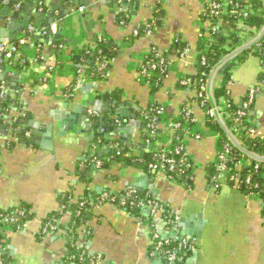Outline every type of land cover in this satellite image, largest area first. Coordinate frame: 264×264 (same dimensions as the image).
<instances>
[{
	"label": "crops",
	"instance_id": "obj_1",
	"mask_svg": "<svg viewBox=\"0 0 264 264\" xmlns=\"http://www.w3.org/2000/svg\"><path fill=\"white\" fill-rule=\"evenodd\" d=\"M115 1L119 5L125 2V8L115 6ZM22 4L28 10L19 19L35 9L44 27L37 29L32 21L33 32H29V27L28 37L18 40L27 39L21 50L23 57L7 63L9 80L1 85L0 103L5 100L11 103L4 109L0 104V126L4 127L0 132V208L27 206L28 213L33 215L17 230L4 229L11 264L63 263L65 230L71 220L66 216L59 218L57 222L63 226L64 233L57 231L50 236L42 234L44 221L63 210L61 202L67 194L73 193L74 200L83 195L87 188L85 179L90 183L89 189L96 192L119 194L132 190L169 208L175 218L188 220L185 228L179 224L169 226L158 215V227L165 236L190 238L193 254L183 264H264L263 206L259 199L248 198L224 178L216 188L210 184L209 167L215 164L219 154L218 133L208 127L206 113L191 88L181 89L178 85L197 72V48L210 30L205 1L22 0ZM44 10L56 17L64 10L75 11L58 21L63 29L60 40L55 38L57 24L52 25L49 38L40 34L49 18L42 15ZM148 25H153V34L134 36L136 29ZM263 31L256 29L251 30L254 35L251 32L240 35L239 47L250 48L251 52L244 60H237L231 70L235 103L249 89L259 90L252 112V125L259 137H264V59L254 50L264 41V37L258 41ZM99 37L109 38L115 52L105 71L101 70L102 77L94 79L87 67L77 69L72 55L96 48ZM181 43L194 53L176 61L154 91L152 85L141 79L140 66L153 48L176 59L170 52ZM50 66L55 69L48 76ZM222 67L213 75L212 92L222 86ZM80 70H85V74L80 75ZM19 72L20 80H15ZM92 100H102L109 111L97 112L96 117L90 115L93 111L90 109L85 122L83 110ZM110 101L127 104L122 107L121 118L116 119L112 114L118 105H108ZM155 104L166 109L159 124L162 134L157 143L165 149L174 143V121L181 118L184 109L192 113L195 122L192 133L201 135V139L191 136L183 139L195 164L191 188L172 182L163 173L147 172L141 163L132 167L116 165L108 171L84 168L94 157L93 153L101 150L97 133L102 124L115 126L113 148L124 150L127 157L140 158L148 152L144 149L148 146L143 137L142 116ZM131 114L137 116L140 127H121ZM27 121L31 122L30 126L24 124ZM117 128L126 135L124 140ZM32 138L33 142H29ZM94 215L78 233L79 247L91 256L101 257L96 264H169L150 253L152 230L148 222L140 223L136 216L111 204L96 209ZM185 231L194 235L187 238Z\"/></svg>",
	"mask_w": 264,
	"mask_h": 264
},
{
	"label": "trees",
	"instance_id": "obj_2",
	"mask_svg": "<svg viewBox=\"0 0 264 264\" xmlns=\"http://www.w3.org/2000/svg\"><path fill=\"white\" fill-rule=\"evenodd\" d=\"M249 1L252 6L249 10L250 14L246 18V21H245L248 28L244 30H238L237 16L226 15L221 18H213L207 11L205 18L207 20H212L213 23L217 26L218 31L213 34V37L215 38L216 43L211 46L209 53L207 54L205 53V50L207 47V38L203 37L197 48L198 59H200L202 56L205 55L208 61V66L202 67L201 65L198 64L196 74L191 77L195 83L206 80L208 76H210L211 78L215 74L218 66L228 56L238 52L241 49L239 47L241 34H244V33L246 34V32L250 33L251 30L256 31V29L259 30L260 32L264 30V0H249ZM237 32H240V34H237ZM142 33L144 32L141 28V31L137 37H139ZM250 34H253V32H251ZM260 44H261L260 50H258V52H255V53L256 55L264 59V41L260 42ZM174 47H175L174 50H171L170 52L171 55H174V54L178 55L184 49L187 48V45L181 43V44L175 45ZM227 47H230L231 50H229ZM234 49L235 50L238 49V50L233 53L232 51ZM114 52H115V46L113 42L109 38L103 37L97 40L96 48L94 49L88 48L82 51L80 54L78 55L73 54L72 56H74V59L76 61L77 69L85 66L88 68V74L92 78L99 79L102 77L103 72L105 71V70L101 71V69H99L100 66L103 63L107 64L109 61H111L113 58ZM249 52H251L250 48L243 50L238 55H235L233 59L229 60L224 65H222L223 67L220 66L222 67V80H223L222 82L223 83H222V86L218 87L213 92L212 97L214 98L216 102H219L221 98L226 97L227 83L232 80L231 70L233 69L235 62L237 60H244L246 55ZM160 54L161 56H164V58L169 57L167 54L166 55L164 53H160ZM147 58L151 62L158 60L157 54L153 51H151V53L147 55ZM107 67H108V64H107ZM140 71H141V68L139 69V72ZM158 73H159L158 76H155V77L150 76L147 78L148 84L154 87L153 89L154 91L155 90L157 91V89L161 86V79L167 75L161 71H159ZM203 73L206 74V77L202 76ZM178 85L181 89L184 87L182 86L181 83ZM68 91L69 93H71L70 89H68ZM230 101H231L230 111L232 113L238 112L240 110V104L233 102V100H230ZM200 102L201 100L199 101L197 99V103H199V106L201 107ZM10 103H11L10 101L5 100V101H2L0 104H1V107H3L4 109V108H7L10 105ZM207 105L211 107L212 103L208 101ZM161 107L162 106L158 104L152 105L142 116L143 123H144V129H145L143 137L146 142L148 140H151L152 142L156 144L157 141L160 139L162 130H160L158 125L156 126V128L154 126L155 128L154 130L156 132L155 137L151 135L152 129L149 128L148 126L153 123L152 121L154 118H157V120L161 122L162 117H160L155 112H151L152 110H159ZM253 111H254V107L252 109V112ZM186 112L188 111L184 109V111L182 112L183 115L181 116V118H179V120L177 121H174V123H180L182 125L189 123L188 125L190 127H193L194 122L192 121V117H191L192 115L188 116L187 114H185ZM252 112L251 114H249L247 118L244 119V125L247 127V129L253 128V125H252L253 113ZM206 121H207L208 127L213 132L218 133L222 137L218 142L219 152H221V150H223L222 140L228 139L227 134H226V126L220 123L217 119L211 118L209 115H206ZM231 124L233 123L228 122L226 125L230 127ZM99 127L101 129H99L97 133V143L103 153H100L101 150L100 152L93 153L94 157L92 158L91 161H88L85 163L84 165L85 169L89 171L96 167L98 170L108 171L116 165H120L124 167L125 166L132 167V166H135L136 163H141L145 171L154 172L150 169V165L154 162V156L156 154L154 151L161 150V148H157V145L154 144L156 148L154 147V149L152 148L151 151L145 152L140 158L127 157L126 154L124 153L125 151H120V150L113 148L114 141L112 138H113V133L115 132V129H114L115 127L107 123L104 125L102 124ZM184 137H185L184 130L182 129L178 130L175 133L174 143L171 148L175 149L177 147H180L181 144L179 143V141L183 140ZM247 144H248V147L250 148L249 150L254 151L259 156H264V137L249 138ZM235 154L237 155V157L234 160V162L231 163V166L233 167H235L236 163L241 158V155H239L241 154V152L236 151ZM181 158H182V155H179L176 157L177 161H179ZM94 159L101 162V165L99 167H97L94 164L93 162ZM194 168L195 166L193 168H188L184 170V172L182 173V176L177 178L178 184H182V185L187 186L188 188H191L193 185V182H191V180H192ZM249 169L250 168L248 167H243L241 173L246 174ZM154 173H158V172H154ZM171 174L172 173L168 172L166 175L167 178L170 177ZM209 174H210V184L212 185L214 184L213 179L219 175L217 171L216 163L209 167ZM254 180L260 185L259 191H257V193H259L261 197L264 199V179L260 178L259 175H255ZM84 182H86L87 188L85 189L82 196H80L77 200H74L73 193H70V195L67 194L61 202L62 206L64 207L63 210L60 213L55 214V216L52 215L51 219H47L44 221L45 224L54 226L56 228L54 233L57 231H62L61 234H63L64 229H63V226L58 225V222H57L58 219L61 218L62 216H66L70 218L71 220L70 225L65 230L67 231L66 232L67 235L64 234L67 236L66 237L67 242H66V255L63 258L62 264H96L97 262L96 255L91 256L88 252H85L84 248L79 247L80 235L78 231L80 227H82L83 225H86L89 221H91L95 217L94 215L95 210H96L95 205H98L99 203H104V204L106 203V201H103L102 197L104 194L108 193V191H104V192L102 191L101 193L96 192L94 190L89 189L90 183L87 179H85ZM242 189L245 191L244 188ZM248 192L245 191V193H248ZM125 193L126 191L119 193V194L114 193L113 195H116L119 198H121ZM109 194L111 197L112 193H109ZM113 198L114 196H112V199ZM139 198L144 199V196L139 195ZM109 203L113 204L116 207L118 206L120 209L128 212L130 215H134L137 218H140L143 222L150 220L145 215V213H143V210L137 206H131L129 204L125 206H119L118 199L110 201ZM163 208L165 211L161 213V219L167 224L169 223V226H174V225H171L170 223L171 221L175 220V217L171 214L169 208L167 207H163ZM18 210H21L22 212L24 211L22 216L15 214V212ZM28 212H29V208L27 206H20L17 208H11L7 210L0 208V214L2 215H15L16 222L14 223V225H12V227L16 229L23 227L25 222L32 219L33 215L29 214ZM263 212H264V206H263ZM3 226L4 224L2 223V220L0 218V241H4L5 239L3 236V232H2ZM166 237L170 241V245L167 246V250L174 251L178 256V259H181L183 255H185L182 261H177L176 264H183L186 261V258L188 259L192 256L193 253L189 248L179 249V244L182 238L174 239L168 236ZM150 251H151L150 253H152V247ZM3 257H4L3 258L4 264H11V260L9 258L7 251L4 252ZM156 257H158L159 259L165 262L167 261L166 256L159 255Z\"/></svg>",
	"mask_w": 264,
	"mask_h": 264
},
{
	"label": "built area",
	"instance_id": "obj_3",
	"mask_svg": "<svg viewBox=\"0 0 264 264\" xmlns=\"http://www.w3.org/2000/svg\"><path fill=\"white\" fill-rule=\"evenodd\" d=\"M205 3L208 6V13L213 18H221L226 15H235L237 16V28L238 30H244L247 27L246 25V18L250 14V8L251 3L249 0H204ZM122 2V1H121ZM120 2V3H121ZM83 11V9H81ZM54 27L51 26V29ZM144 34H153V25H148L142 28ZM141 31V28H138L134 31V36H138ZM217 26L213 23L212 20H210V30L207 37V47L205 50V53H209L210 48L213 44L216 43L215 38L213 37V34L217 32ZM29 32H33V28H29ZM237 34H240V32H237ZM101 39V37H99ZM27 42V39H22L14 44H11L8 40L2 41L0 43V55L5 54L6 59L9 61H14L18 57V59H21L23 57L22 49L24 48L25 44ZM261 44L258 43L255 48V52H258L260 50ZM229 50L230 47H227ZM238 49H234L232 52H236ZM151 51L155 52L157 54L158 60L157 61H149L147 56L143 62V64L140 66V77L141 79L148 83L147 78L150 76H158V72H164L165 74L168 73L172 65L178 61L183 60L186 56H189L190 54L194 53V50L190 47H187L184 49L181 53L178 55H175L176 59H172L170 57L164 58V56H161V52H159L156 48H153ZM151 51L149 53H151ZM148 53V54H149ZM147 54V55H148ZM148 60V61H147ZM108 64V63H107ZM107 64L103 63L99 69L105 70L107 68ZM198 64L202 67L208 66V61L206 56H202L200 59H198ZM54 67L50 66V70L48 72V76H50V73L54 71ZM86 70V69H85ZM85 70H80L78 73L80 75L85 74ZM47 76V77H48ZM167 76V75H166ZM202 76L206 77V74L203 73ZM45 77L43 80H46ZM213 76L210 78L208 76L206 80H203L201 82H194L192 78L186 77L182 79L181 84L184 87L191 88L192 92L196 96V99H198L200 102V105L206 115H209L213 119H217L220 123H222L224 126H226V134L228 139H223V147L221 152H219L218 157L216 159V165H217V171L218 176L213 179L214 184L212 186L218 187L219 186V180L224 178L228 182H232L235 187L242 192L245 193V191H249L248 193H245V195L248 198L251 199H259L262 206H264V199L261 197L257 191H259L260 185L254 180L255 175H259L260 178L264 179V156H259L254 151L249 150L248 147V139L249 138H255L259 137L257 135V132L255 128L247 129V127L244 125V119L251 114L252 109L254 107L256 96L259 94V90L256 88L249 89L243 99L239 102L240 104V110L236 113H232L230 111V104L233 100L231 89L234 86L232 81H229L228 88L226 91V97L221 98L219 102H216L214 98L212 97L213 92L211 91V84L213 83ZM212 103V106H208L207 102ZM234 102V100H233ZM207 111V112H206ZM151 112H155L160 117L163 118L166 114L165 107H161L159 110H152ZM188 116H191L192 113L189 111L186 112ZM91 116H98V113L95 111H90ZM194 122V120L192 119ZM153 123L149 125L148 127L152 129L151 135L153 137L156 136L155 128L158 125L159 127V120L157 118H154ZM228 122H232L233 124L227 126L226 124ZM188 123V122H187ZM195 123V122H194ZM189 124V123H188ZM188 124H180V123H173L172 124V131L176 133L178 130L182 129L185 132L186 136H191L195 139H201V135L197 133H192L193 127H190ZM155 126V128H154ZM218 142L222 138L221 135L217 134ZM158 143V141H157ZM154 142L151 140L147 141V146L154 149ZM181 144L180 147L177 148H162L161 146L157 145V148H161V150H155L156 153L154 156V162L150 165V169L154 172L163 173L164 175H167L168 172L172 173L170 177H168L169 180H171L174 183H178L177 178L182 176V173L184 170L188 168H193L195 164L192 160L189 159V155L187 153V148L183 142V140L179 141ZM114 148H116L114 146ZM156 148V147H155ZM119 149V148H116ZM241 152V158L236 163L235 167L231 166V163L234 162L237 155L235 152ZM235 154V155H234ZM182 155V158L177 161L176 157ZM94 164L99 167L101 165V162L94 159ZM248 167L250 168L246 174H242V168ZM221 177V178H220ZM244 188L245 191L242 189ZM110 192L103 195V201H106V203H99L98 205H95V209L101 208L103 205L111 204L110 201L117 200L119 201V206H125L127 204L131 206H137L143 210V213L150 219L148 222L150 224V228L152 230L151 240H152V255L153 256H166V262L169 264H176L177 261H182L183 257L181 259H178L177 254L174 251L167 250V246L170 245L169 239L164 235L163 231L158 227L159 219L158 215L163 213L165 210L163 207H161L158 203L153 202L149 200L148 196L147 198L144 197V199H140L139 195L136 194V192L130 190L126 192L121 198H119L116 195H111ZM112 196L114 198L112 199ZM111 198V200H110ZM110 200V201H109ZM113 205V204H111ZM118 207V206H117ZM119 208V207H118ZM24 212V211H23ZM23 212L21 210H18L15 212L16 215H23ZM0 218L2 220L3 226V236H4V229L6 227H12L14 223L16 222L15 215H2L0 214ZM140 223H144L140 218H137ZM152 220V221H151ZM179 219L175 218V220L171 221V225L178 224ZM169 224V223H168ZM86 228V225L82 226ZM14 230H17L16 228H13ZM56 228L54 226L50 225H44L42 234L46 236H50L54 234V231ZM5 238V236H4ZM188 238V237H187ZM192 243L190 242V238L185 239L182 238L179 249H186L189 248L191 250ZM6 251V240L0 241V264H4L3 260V254ZM96 260L101 259L100 256H96ZM187 260V258H186Z\"/></svg>",
	"mask_w": 264,
	"mask_h": 264
},
{
	"label": "water",
	"instance_id": "obj_4",
	"mask_svg": "<svg viewBox=\"0 0 264 264\" xmlns=\"http://www.w3.org/2000/svg\"><path fill=\"white\" fill-rule=\"evenodd\" d=\"M22 0H0V43L2 41L8 40L11 44L16 43L20 38H24V37H28V33L27 30L30 27L32 21L34 20L35 26H37V29L43 28L44 24L41 23L40 24V14H38V10L35 11V9H30L28 11V13L24 14L22 19H19V16L21 14H23L24 10H28L27 6L25 4H22L20 6V2ZM41 4V1L38 3V6ZM59 4V3H58ZM115 6L119 7V8H125V2H121L120 5L117 4V1L114 2ZM53 5V4H52ZM70 5H69V9H70ZM76 8V7H75ZM74 8V9H75ZM68 9V10H69ZM78 10V9H75ZM75 12V11H74ZM74 12H69L67 10H64L58 17L55 16V14L53 12H49L48 10H44L42 12V15H49V18L47 19L45 28L40 30V34H45L46 38L50 37V34L52 33V29L51 26L52 25H56V35L55 38L57 40L61 39V35L62 34V26L61 24H58V21H62L65 19L66 16H71ZM31 15H37L36 17H32ZM36 32V30H35ZM40 34L36 37L37 39L40 38ZM24 35V36H23ZM264 37V31L260 36V39L258 41H260L262 38ZM245 48L240 49L238 52L228 56L219 66L218 68H220V66L224 65L225 62H227L228 60H231L235 57V55H238L239 53H241ZM10 61L6 59L5 54L0 55V99L2 96V88L1 85L6 81L9 80L8 78V72H7V63H9ZM31 64V63H30ZM32 68V67H31ZM30 68V69H31ZM217 68V69H218ZM20 76H21V72H19L17 74V76L14 78L15 80H20ZM16 90H19L18 88H15ZM103 100V99H102ZM102 100H92L89 101L87 103V106L85 107V109L83 110V114L86 116L84 121L87 122L89 117L88 116V112L90 109H92L95 112H101V113H106L108 109V107H106V104L103 105ZM118 105L117 107L114 108V111L112 112L113 115L116 116V119L121 118L122 114L124 115V110H122L123 106H127V104L125 103H120V102H113L110 101L108 103V105ZM129 111V110H128ZM131 112V110L129 111ZM0 115L1 112H0ZM130 120L128 121H124L122 123L121 127H126L128 126V128H139L141 123L137 120V116L131 114L130 116ZM28 118H30V116H28ZM104 120H101L100 122H102ZM24 124L27 125H31V122L27 121L24 122ZM97 125V124H95ZM65 127V126H64ZM115 127V126H114ZM4 129L3 126H0V132ZM65 129V128H64ZM119 134H120V138L121 140H124V138L126 137L125 134L120 133L121 129L117 128L116 129ZM27 131V128L26 130ZM26 133V132H25ZM29 142H33V138L31 140H29ZM144 149H148L147 151H151L152 148L148 147V148H144ZM124 151V150H122ZM103 153V152H100ZM188 223V220L186 219H180L178 224L181 227L186 226V224ZM185 236L189 237V236H193L194 234L191 233L190 231H185Z\"/></svg>",
	"mask_w": 264,
	"mask_h": 264
}]
</instances>
